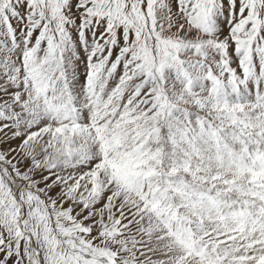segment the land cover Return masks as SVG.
Listing matches in <instances>:
<instances>
[{"label": "snow or ice", "instance_id": "1", "mask_svg": "<svg viewBox=\"0 0 264 264\" xmlns=\"http://www.w3.org/2000/svg\"><path fill=\"white\" fill-rule=\"evenodd\" d=\"M0 264H264V0H0Z\"/></svg>", "mask_w": 264, "mask_h": 264}]
</instances>
